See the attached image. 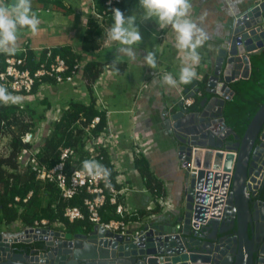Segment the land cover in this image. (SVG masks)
<instances>
[{
  "label": "water",
  "instance_id": "1",
  "mask_svg": "<svg viewBox=\"0 0 264 264\" xmlns=\"http://www.w3.org/2000/svg\"><path fill=\"white\" fill-rule=\"evenodd\" d=\"M228 32L207 77L213 97L203 99L199 110H184L180 103L165 115L184 172V194L175 209L151 216L137 239L98 225L88 233L51 226L25 229L14 239L0 233V264H264V104L243 137L223 117L234 95L230 84L249 77V55L264 49V0L235 17ZM217 102L214 114L211 104ZM193 220L201 222L199 231H193ZM166 233L175 234L168 244L161 240ZM150 238L156 248L148 249ZM17 243L35 247L17 252Z\"/></svg>",
  "mask_w": 264,
  "mask_h": 264
},
{
  "label": "trees",
  "instance_id": "2",
  "mask_svg": "<svg viewBox=\"0 0 264 264\" xmlns=\"http://www.w3.org/2000/svg\"><path fill=\"white\" fill-rule=\"evenodd\" d=\"M130 1L122 0L120 9L124 15L130 6ZM39 2L42 5L36 4V8L42 12L43 9L46 12L47 8L43 6L46 2L45 5L54 4L57 7L62 5L61 0H39ZM34 7L31 5V9H35ZM77 13L79 14L78 11ZM112 22L110 20L109 23L111 24ZM18 30H28V28L26 26L18 27ZM106 37V31L96 21L91 19L86 26L85 33L80 42V51H74L71 46H55L50 48V56L48 57L47 49L41 50L38 55L36 50L30 47V44L27 42V45L21 47L26 50V54L21 50H16L14 53L0 51V71L6 69V58L15 57L24 59L25 64L19 68L28 69L33 75L42 63L48 62L49 64L57 55L72 69L76 61L83 60L86 56H90L100 50L104 45ZM250 64L249 77L247 79H239L230 84L234 95L230 100L226 101L223 108L225 123L240 137H243L251 120L264 104V49L251 55ZM106 66H109L111 70H114V68L119 69V71L114 70L119 75L127 67L125 62L118 60L110 62L91 60L87 62L82 70L81 78L87 81L83 87L86 89L87 97L89 93L90 103L86 104L83 100H70L68 101L69 108L62 111L60 120L52 121L48 124V132L39 139L38 155L42 161L52 164L58 161L62 149L69 148L74 155L66 161V170L69 171L74 166L73 164H75L76 168L84 169L83 161L89 160V153L85 150V146L88 138H90L88 133L85 132V128L96 116L100 117V123L92 130L94 136L104 131L107 125L106 112L96 107V95L93 90V83L105 71ZM68 73L64 74V76ZM52 85L59 84L56 79L43 76L40 81L36 79L33 86L32 94L36 96L34 100H24L22 105L0 103V141L3 134H6L9 137V149H11L8 155H0V227H9L16 223L19 226H31L35 221L47 219L52 224L57 221L64 223L68 232L88 233L92 230L94 224L89 220L88 213L83 206V198L86 196V193L81 192L78 196L69 200L63 199L55 184L37 181L35 175L27 167L24 169L23 164L18 159L22 150L32 145L23 142V135L28 132L37 134L41 123L48 118L46 114L48 109L51 108V104L47 97H45L47 90L43 89L46 86ZM203 92L204 98L209 95L206 91ZM38 93L41 94V97L38 96ZM200 104L201 101L199 99V102L197 101L189 110L201 109ZM95 161L109 170L108 177L115 179L116 174L112 172V161L107 152L103 153L101 159L97 158ZM134 162L142 181L149 189L151 195L155 196L158 194L159 192L154 189V186L158 189L161 187L158 186V182L155 183L156 185H153L155 178L147 159L141 156L136 158ZM113 183L117 189L120 188V185L115 180H113ZM30 192L32 194L27 198ZM16 197L20 198L19 202L15 201ZM25 198H27L26 202L24 201ZM260 198L264 200V187ZM69 206L81 208L85 214L84 219L70 223L64 217V210ZM115 209L116 207L107 201L100 209L102 222L119 219V216L115 213ZM138 212L139 217L144 218L150 212L158 213L159 207L156 205L152 211L139 210ZM137 219L138 217L134 215L126 217L125 221L130 223L137 221ZM11 231H14V229ZM40 245L37 244L38 247ZM30 248L31 246L21 243L14 245V250L17 252H20V250L22 252L23 250L29 252Z\"/></svg>",
  "mask_w": 264,
  "mask_h": 264
},
{
  "label": "crops",
  "instance_id": "3",
  "mask_svg": "<svg viewBox=\"0 0 264 264\" xmlns=\"http://www.w3.org/2000/svg\"><path fill=\"white\" fill-rule=\"evenodd\" d=\"M75 1V6L72 5L71 1L66 2L65 0H61L62 5L59 7L54 4L45 5L47 2L43 4L49 12H45V14L42 12L40 13L43 14L42 16H37L40 23L35 33H27L28 29L24 30L21 36H17L15 42L16 50H19L24 45L23 43L28 42L33 49L71 46L74 51H80L81 46L77 44V41L81 42L86 26L79 21V17L77 16L79 0ZM254 1L188 0L190 5L188 17L205 34L204 40L196 49L199 59L194 65L184 52H180L176 48V33L171 25L159 26L154 21L146 24L145 30L148 36L141 38V41L132 47L135 58L122 53L118 54L116 49L114 52L110 51L109 55L106 54L107 59L102 60L103 62L105 60L106 62L115 60L125 62L127 65L126 69H128L129 63L142 68L138 71L139 74L130 75L128 82L125 84L120 83L119 78H114L116 73L114 70H111L106 79L103 80L102 87L99 88V94L104 97L107 103L110 113L109 120L114 129L120 134V145L117 151L126 153L123 159V165L127 171L126 178L132 186L139 187L142 184V191L130 194L128 198L130 206L137 211L148 210L149 212L156 205L153 202L149 189L142 181L139 171L135 167L134 160L139 157L135 156L132 160L129 156L133 148L131 135L134 131H137L140 135L144 136L143 143L149 147V151L144 155V158L147 159L153 173L155 178L154 183L158 182L165 185L166 192L177 204L180 197L184 194V182L182 179L184 172L177 166L176 155L174 153L176 142L165 124V115L171 107L174 108L180 104L181 94L189 93L194 88L207 91V77L212 74L221 44L229 35V30H227L228 26L230 27L229 20L233 21L235 17L246 11ZM8 3L10 4L11 2ZM129 9L130 6L125 16L128 15ZM62 16H69L70 22L76 23L77 26L64 21ZM112 24L113 22L110 24V27ZM109 41V36H107L101 49L94 52L95 55L111 47L108 43ZM116 45H118V42L114 41L112 48ZM145 51H152L156 55L155 68H149L145 65L143 59ZM91 60H96L93 54L88 56V61ZM179 61L180 64H178ZM176 64H178V67H175ZM186 65L193 68L195 75L189 82L183 83L179 80V75L181 68ZM126 69L123 73L127 71ZM165 74H171L176 83L174 85L166 84L163 80ZM144 83L149 84L148 89L143 90L142 94L137 96L139 89L142 88ZM55 86H46L43 90H47L46 92L51 91L53 95H56L57 90ZM116 88L122 89L120 95L123 98L120 96L118 99ZM209 97L211 98L213 95ZM71 100L81 99L74 98ZM122 101H124L125 105ZM89 103L90 98L88 93ZM67 105L68 102L63 107ZM53 107L51 104L50 110L54 109ZM126 129L130 131L128 135L125 133ZM134 177H140L141 179H134ZM133 196H135V205L130 203V199ZM156 214L153 212L148 213V216L144 217L143 222H147L151 215ZM175 223L176 221L174 220L173 225ZM131 226L134 228L133 223L129 224V227Z\"/></svg>",
  "mask_w": 264,
  "mask_h": 264
},
{
  "label": "built area",
  "instance_id": "4",
  "mask_svg": "<svg viewBox=\"0 0 264 264\" xmlns=\"http://www.w3.org/2000/svg\"><path fill=\"white\" fill-rule=\"evenodd\" d=\"M122 0H79L78 12L82 18V23L84 26H87L89 20L96 21L101 28H103L108 36L110 20L113 21L111 11L113 8L120 9ZM121 10V9H120ZM37 14L41 13V10L36 11ZM46 12H49L46 9ZM36 14V13H35ZM24 45H27L25 42ZM51 47H41L36 48V52L39 55L40 51L43 49L48 50V57L50 56ZM24 54H26L25 49H19ZM7 66L4 71H0V87L7 88L10 93L18 97V102L15 104L22 105L23 101H31L36 98L32 94L33 86L36 79L40 81L43 76H48L56 79L59 85H70L74 88V91H78L77 87L87 83L86 80L82 79V70L87 64L88 57H85L83 60L76 61L72 69L65 63V61L60 57L56 56L53 61L49 64L48 62L42 63L40 68L32 75L28 69H20L19 67L25 64V60L21 58L8 57L6 58ZM106 71L110 72L111 69L109 66H106L105 71L99 76L98 80L93 83V90L96 94V107L104 110L106 112L107 125L99 135L94 136L92 130H94L97 125L100 123V117L96 116L85 128V132L88 133V138L85 150L89 153V160H95L97 158H102L104 152H107L110 155L112 161V172L116 174L115 179L108 177V183L110 187H106L104 178L95 177L90 175L85 169L76 168L74 166L70 170H66L67 163L69 158H72L74 153L69 148H64L61 150L58 161L49 164L39 157V142L43 135L48 132V124L52 121H59L61 118L62 111L68 109L69 106H65L61 109H55L52 112H48L47 120L41 123L43 128L37 130V134L32 132L25 133L23 135V142L32 144L31 147H27L22 150L19 154V162L23 164V168L29 169L34 175L35 179L40 183H53L55 184L59 191L60 196L63 199H72L78 196L81 192H85L86 196L83 198V206L85 207L89 220L94 224L105 228L106 230L127 236L129 233L132 239H137L140 236L141 228L145 225L146 222H143L144 218L139 217V212L130 206L128 203V198L130 194L138 193L142 190H139L136 186H132L126 178V168L123 165V159L126 153H121L117 151L119 149L120 140L119 133L114 129V126L109 120V111L107 108V103L104 100V97L99 94V88L103 85V80L106 79ZM69 72L67 75L64 76ZM239 79V78H238ZM149 84L144 83L143 87L139 90V96L142 94L143 90L148 89ZM87 94V93H86ZM41 95L38 93V96ZM203 96V91L199 88H194L189 93L180 95V103L182 109L189 110L193 107L198 99ZM88 104V101H86ZM220 109L219 103L211 104L212 113L217 114ZM45 124V128H44ZM135 129V128H133ZM44 130V131H42ZM133 141L132 152L130 157L133 160L136 157H141L147 154L149 147L145 146L143 143L144 136L140 135L139 132L134 131L131 135ZM9 137L6 134H3V137L0 141V155L6 156L10 153L8 145ZM73 163V162H72ZM113 180L116 181L120 188L117 189L114 186ZM158 194L155 195V200L160 209V214H165L171 210L175 209V203L172 197L166 192L165 186L160 189L154 186ZM31 192L27 196H31ZM88 195V196H87ZM27 198L24 201H27ZM15 201L19 202L20 198L16 197ZM109 203L116 207L115 213L119 216V219L110 220L109 222H102L100 209ZM158 214V215H160ZM137 216V221L130 222L134 224V228L129 227L130 223L125 221L126 217ZM156 215V216H158ZM155 216V215H153ZM64 217L70 222L73 223L77 220H83L85 214L82 209L77 206L66 207L64 210ZM136 224V225H135ZM193 231H199L202 224L195 220L192 221ZM14 226H19L18 223L13 224L11 227L14 229ZM51 226L54 229L66 231V225L60 221L54 222L53 224L47 219L41 221H35L31 226H21V231L15 233L14 235H9L6 237H12L13 239L23 235L25 229H37V228H48ZM151 227V225H148ZM20 228V227H19ZM150 229L146 230L144 233H148ZM34 235V234H32ZM175 234H163L161 240L168 244L167 237L174 236ZM179 241V239H176ZM156 244L153 238H150L148 243V249L152 248L153 245L155 248ZM147 247V245L145 246ZM144 247V248H145ZM167 250H170L167 247ZM167 255H165L166 257ZM159 258V256H156Z\"/></svg>",
  "mask_w": 264,
  "mask_h": 264
},
{
  "label": "clouds",
  "instance_id": "5",
  "mask_svg": "<svg viewBox=\"0 0 264 264\" xmlns=\"http://www.w3.org/2000/svg\"><path fill=\"white\" fill-rule=\"evenodd\" d=\"M8 2L10 1L0 0V51L14 53L16 51L15 42L17 40L18 27L26 26L32 33H35L38 30L40 21L35 12L32 11L29 0H15V3L10 4ZM189 7L188 0H139V8L141 9L139 17L142 18V20H153L159 26L170 24L176 33V48L180 52H184L194 65L199 59L196 49L201 45L205 38V34L197 24L188 17ZM111 14L113 17V24L108 33L109 39L119 43L120 47L117 49L118 54L122 53L135 58L132 46L141 41L140 31L137 27V14L133 13L125 16L118 8H113ZM251 55H249V61ZM143 59L145 65L149 68L156 67L154 52L145 51ZM114 70L119 71L117 68H114ZM194 75L195 72L193 68L186 65L180 70L179 80L183 83H187ZM163 80L169 85H174L176 83L171 74H165ZM210 95H207V98H209ZM203 96L200 98V101L206 98ZM17 102L18 97L14 96L6 88L0 87V103L7 104ZM83 168L90 175L104 178L106 187H110L107 179L109 176V170L103 165L95 160H85L83 161ZM158 184L160 187L165 186L160 183ZM153 185L156 184L154 183ZM152 199L155 205L158 206L155 196L152 195ZM159 212L156 215L160 214ZM18 227H20L19 231H21V226ZM0 233L4 235L3 232ZM11 234L14 235L15 233H10L9 235Z\"/></svg>",
  "mask_w": 264,
  "mask_h": 264
},
{
  "label": "rangeland",
  "instance_id": "6",
  "mask_svg": "<svg viewBox=\"0 0 264 264\" xmlns=\"http://www.w3.org/2000/svg\"><path fill=\"white\" fill-rule=\"evenodd\" d=\"M65 1L66 2L71 1V3H72L73 6L76 5V1L75 0H65ZM130 2L131 3H130V9L128 11V15H131L133 13H136L137 14V16H138L137 27H138V29L140 31L141 38H143L144 36H148L147 31L145 30V27H146V24L147 23H151V22H153V20H145L144 21V20H142V18L139 17V15L141 13V9L139 8V0H131ZM29 3H30V6L31 5L35 6L34 7L35 9H32V11H34L38 17L39 16H42L43 14H45V9H43V14H37V12H36V10H37V8H36L37 5L36 4H38L40 6L42 5V3L39 2V0L38 1L37 0H29ZM42 8H44V7H42ZM77 16L79 17V21L82 22L81 16L79 14ZM62 17H63V20L64 21L69 22V23L74 24L75 26H77L76 23L70 22V17L69 16H67V17L66 16H62ZM229 24L230 25L233 24V21H230L229 20ZM227 30H229V26H228V29ZM29 32H31V31L28 30L27 33H29ZM23 33H24V30H18L17 31V36H21ZM74 42H76V41L74 40ZM108 43L111 45V47H108L107 49L102 50L97 55H95V53H93V56L96 58V60L102 61L103 59H107L108 58L107 55H109V52L110 51L111 52H114L116 49H118L120 47V45L118 43V45H116L115 47L112 48V46L114 45V41H111L110 40ZM77 44L80 45V43L78 41H77ZM133 46H136V45H133ZM86 57H88V56H86ZM155 58H156V55H155ZM105 62H106V60H105ZM178 64H180V61L178 62ZM178 64H176L175 67H178ZM141 69L142 68H140L139 66L132 65L131 63H129V67H128V69H126L127 71L125 73H123L122 75H119L118 73H116L115 76H114V78L115 77L119 78L120 83L125 84L126 82H128L130 75H137V74H139L138 71H140ZM106 74L109 75V72L106 71ZM55 87H56V90H57V94L56 95H53V93L51 91L46 92V95H45V97H47L48 101L54 106L53 107L54 109H60L69 100L74 99V98L75 99H79L80 98L83 101H88V97H87V94H86V89L83 87V85L82 86L79 85L77 87V90H78L77 92L74 91V88L71 87L70 85H56ZM121 90L122 89L116 88V94H117L118 99L121 96L120 95L121 94L120 93ZM137 94H139V91H138ZM39 96L41 97V95H39ZM121 97L123 98V96H121ZM122 103L125 105L124 101H122ZM54 109H52V110L48 109L47 113L49 111L52 112ZM40 128H43V126L41 125ZM44 128H45V124H44ZM42 131H44V130H42ZM125 133H126V135H128V133H130V131L128 129H126L125 130ZM139 178L138 177H134V179H139ZM137 188L139 190H142L141 189L142 188V184H140L139 187H137ZM130 200H131L130 203L132 205H135V201H134L135 200V196H133ZM13 228H14V231H11V230H13L11 227L8 228L6 226H3V227H0V232H3L4 235H9L10 233H16L17 231L20 230V228L18 226H14Z\"/></svg>",
  "mask_w": 264,
  "mask_h": 264
},
{
  "label": "flooded vegetation",
  "instance_id": "7",
  "mask_svg": "<svg viewBox=\"0 0 264 264\" xmlns=\"http://www.w3.org/2000/svg\"><path fill=\"white\" fill-rule=\"evenodd\" d=\"M259 161L262 162V161H263V158H260ZM21 244H22V243H21ZM27 246H31L29 252H30L32 249H34V247H35V245H33V244H29V245H27ZM20 252H22V251L20 250ZM23 252L25 253L26 250H25V251L23 250Z\"/></svg>",
  "mask_w": 264,
  "mask_h": 264
}]
</instances>
